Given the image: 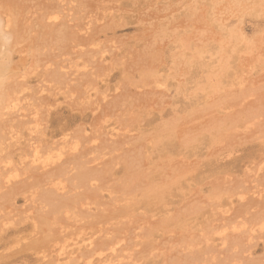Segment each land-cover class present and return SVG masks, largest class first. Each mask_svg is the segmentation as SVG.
<instances>
[{"label":"rangeland","instance_id":"rangeland-1","mask_svg":"<svg viewBox=\"0 0 264 264\" xmlns=\"http://www.w3.org/2000/svg\"><path fill=\"white\" fill-rule=\"evenodd\" d=\"M0 18V264H264V0Z\"/></svg>","mask_w":264,"mask_h":264},{"label":"bare ground","instance_id":"bare-ground-1","mask_svg":"<svg viewBox=\"0 0 264 264\" xmlns=\"http://www.w3.org/2000/svg\"><path fill=\"white\" fill-rule=\"evenodd\" d=\"M59 17V15H57V16H55L54 17V19H56V18H58ZM59 20V19H58ZM58 22L59 21H56L55 23L57 24V25H59L58 24ZM2 20H1V18H0V46H4V48H5V46H7V47H10L9 49H11L12 50V48H13V46L11 47V45H9V43L11 44V42H13V38H16V36L17 35H15L17 32H16V30H14L13 28L12 29H10V30H5V29H3L2 27ZM16 27V26H15ZM18 27V26H17ZM12 30V31H11ZM15 31V34L13 33L14 31ZM20 33V32H19ZM20 35V34H19ZM15 36V37H14ZM10 40H11V42H10ZM16 42V41H15ZM12 44H14V43H12ZM9 45V46H8ZM14 46H15V44H14ZM11 50H8V51H10L9 53H7L8 54V56H9V54L11 53ZM5 51V50H4ZM4 51L2 52L3 53V55H5L4 54ZM6 52V51H5ZM5 57H6V55H5ZM9 58V57H8ZM6 70V65L4 64V63H1L0 62V75H1V73L3 72V71H5ZM89 262V261H88Z\"/></svg>","mask_w":264,"mask_h":264}]
</instances>
